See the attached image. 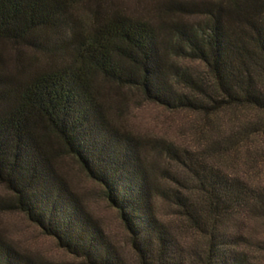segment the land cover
I'll list each match as a JSON object with an SVG mask.
<instances>
[{"label":"trees","instance_id":"16d2710c","mask_svg":"<svg viewBox=\"0 0 264 264\" xmlns=\"http://www.w3.org/2000/svg\"><path fill=\"white\" fill-rule=\"evenodd\" d=\"M73 1L0 0V40L47 50L40 39L66 28ZM206 13L205 29L175 24L170 45L180 55L205 62L210 78L167 61L165 42L155 25L123 10L98 18L87 32L74 30L69 45L76 55L69 61L47 64L27 75L0 67V182L12 192L4 207L24 212L61 247L82 258V264H125L100 222L56 172L46 138L50 132L104 186L142 264H189L190 255L156 213V188L140 142L111 125L97 98L92 72L137 85L148 98L171 107L264 108L260 1L236 0L231 9L212 6ZM54 50L63 47L57 44ZM188 166L197 189L209 198L210 230L190 195L177 192V202L209 233L205 264H252L239 249L238 236L221 219L244 209L264 216V185L225 173L206 156ZM0 264L51 263L20 251L0 235Z\"/></svg>","mask_w":264,"mask_h":264},{"label":"rangeland","instance_id":"374dc122","mask_svg":"<svg viewBox=\"0 0 264 264\" xmlns=\"http://www.w3.org/2000/svg\"><path fill=\"white\" fill-rule=\"evenodd\" d=\"M233 1L236 0H74L70 2L66 28L59 34L51 33L40 39L47 50L0 40V67L27 75L47 64L69 61L76 55L73 44L69 45L74 30L87 32L98 18L123 10L155 25L165 42L167 61L188 69L195 76L210 78L205 62L180 55L172 48L174 25L187 23L205 29L209 20L207 8L222 5L231 9ZM259 1L264 13V0ZM57 44L63 50L55 51ZM92 78L97 98L111 125L140 142L144 164L156 188L154 205L158 217L176 234L186 254L190 255L189 264H205L211 207L207 195L197 189L188 164L193 165L206 156L207 161L225 173L251 185L263 186L264 108L249 104L220 108L210 105L208 109L171 107L148 98L137 85L121 83L98 72H92ZM46 136L58 175L100 222L125 264H142L119 211L105 195L104 186L66 151L58 136L50 132ZM177 192L190 195L193 207L207 222V230L197 227L186 216L185 207L177 202ZM11 197L12 192L0 182V235L4 239L38 260L51 264H82V258L61 247L56 238L45 234L24 212L5 208L3 203L10 202ZM224 219L221 221L229 232L238 236L239 249L248 255L252 264H264V216L257 210L244 209Z\"/></svg>","mask_w":264,"mask_h":264}]
</instances>
